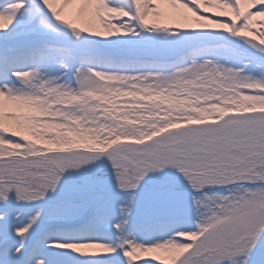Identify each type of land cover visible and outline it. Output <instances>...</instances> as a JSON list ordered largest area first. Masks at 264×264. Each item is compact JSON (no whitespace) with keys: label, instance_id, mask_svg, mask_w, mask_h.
<instances>
[{"label":"snow or ice","instance_id":"1","mask_svg":"<svg viewBox=\"0 0 264 264\" xmlns=\"http://www.w3.org/2000/svg\"><path fill=\"white\" fill-rule=\"evenodd\" d=\"M0 264H264V0H0Z\"/></svg>","mask_w":264,"mask_h":264}]
</instances>
